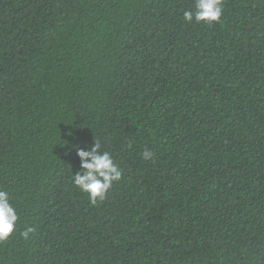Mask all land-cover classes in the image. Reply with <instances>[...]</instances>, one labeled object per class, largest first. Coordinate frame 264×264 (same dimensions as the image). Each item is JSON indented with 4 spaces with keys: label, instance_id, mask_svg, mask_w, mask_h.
Listing matches in <instances>:
<instances>
[{
    "label": "trees",
    "instance_id": "obj_1",
    "mask_svg": "<svg viewBox=\"0 0 264 264\" xmlns=\"http://www.w3.org/2000/svg\"><path fill=\"white\" fill-rule=\"evenodd\" d=\"M194 2L0 0V264H264V0ZM96 141L122 176L93 205Z\"/></svg>",
    "mask_w": 264,
    "mask_h": 264
},
{
    "label": "clouds",
    "instance_id": "obj_2",
    "mask_svg": "<svg viewBox=\"0 0 264 264\" xmlns=\"http://www.w3.org/2000/svg\"><path fill=\"white\" fill-rule=\"evenodd\" d=\"M222 14L223 0H195L194 11L183 10L182 18L186 22L211 24L220 21ZM75 151L80 161L79 167L84 172L81 174L77 171L73 174L72 183L81 192L87 193L90 204L94 205L98 199L102 201L105 198L113 182L121 179L122 173L111 154L103 151L97 141L92 144L90 150L77 145ZM142 156L148 160L153 153L145 150ZM10 201L8 190L0 188V241H5L16 230L18 213ZM30 231L32 229L27 228L21 235L27 238Z\"/></svg>",
    "mask_w": 264,
    "mask_h": 264
}]
</instances>
